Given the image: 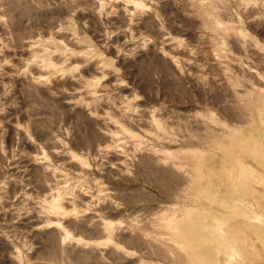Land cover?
<instances>
[{
	"label": "rangeland",
	"instance_id": "obj_1",
	"mask_svg": "<svg viewBox=\"0 0 264 264\" xmlns=\"http://www.w3.org/2000/svg\"><path fill=\"white\" fill-rule=\"evenodd\" d=\"M0 264H264V0H0Z\"/></svg>",
	"mask_w": 264,
	"mask_h": 264
}]
</instances>
